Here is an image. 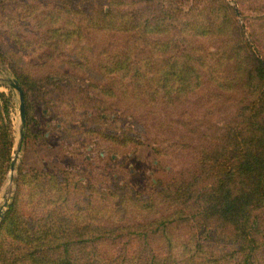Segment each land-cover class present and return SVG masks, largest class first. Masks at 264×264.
Wrapping results in <instances>:
<instances>
[{"label": "rangeland", "instance_id": "1", "mask_svg": "<svg viewBox=\"0 0 264 264\" xmlns=\"http://www.w3.org/2000/svg\"><path fill=\"white\" fill-rule=\"evenodd\" d=\"M111 1L0 0V207L7 203L0 225L14 203L21 228L15 237L6 234L5 243L29 241L26 228L42 238L52 227L90 231L77 241L88 240L80 243L114 264H264V220L251 233L258 242L245 250L242 230L219 220L200 226L204 218L195 211L197 193L214 181L199 175L203 145L208 141L212 153L220 128L228 132L250 113L254 90L241 91L240 82L224 90L211 70L198 67L185 71L182 84L171 80L178 99L166 98L162 81L151 105L150 94L133 87V64L157 61L172 77L162 60L178 52L135 44L124 24L134 10L144 7L151 19L156 11L181 24L149 39H199L210 50L230 39L249 71L264 58V0ZM110 9L117 16L104 14ZM18 74L26 125L12 170L22 120L19 93L8 79ZM176 188L179 203L172 199ZM132 224L129 235L97 238L100 228ZM55 241L46 233L33 242Z\"/></svg>", "mask_w": 264, "mask_h": 264}, {"label": "trees", "instance_id": "2", "mask_svg": "<svg viewBox=\"0 0 264 264\" xmlns=\"http://www.w3.org/2000/svg\"><path fill=\"white\" fill-rule=\"evenodd\" d=\"M142 1L147 0H138V2ZM114 2L118 3V0ZM116 12V10L110 9L104 14L117 16ZM165 12L170 16L169 10H165ZM127 16L129 19H125L124 24L127 26L130 24L135 32L136 36H133L135 37L133 40L135 44L136 42H141L144 45L151 44L156 48V52H167L172 46L179 53L174 52L162 60L163 68L168 67L172 77L159 69L160 63L157 61L133 64L131 68L133 87L140 89L143 95L149 93L150 99L147 100L151 105L156 104L159 100L162 81L166 82L164 87L166 98L171 101L178 99L180 96L176 93L171 80L179 77L182 84V81L186 79L184 73L188 69L199 72V68L211 70L218 86L227 91H231L232 86L234 87L239 82L241 91L254 90L256 95L251 99L250 113L243 115L238 124L232 126L228 132L225 128H220L221 130L215 137L216 149L212 153L206 151L208 141H206L207 145H203L204 152L200 158V162L203 163L201 166L203 170L199 175L207 177L209 175V178L214 181L212 184L207 181L211 186L207 188L206 183L205 190L197 193L195 207V211L204 218L202 222H198L200 226L205 223L209 225L219 220L222 225L227 224L236 230H242L241 232L244 233L242 238L245 242L242 249L252 248L251 245L257 239L251 233L256 230V227L258 229L261 221L264 220V58L258 56L255 67L246 71L242 68V61L239 63L236 54L233 52L236 46L231 43L230 39L224 40V43L217 48L215 47L214 50L200 45L199 39L189 41L187 38L177 37L175 39L174 37L166 41L156 37L151 40L147 37L148 33H155L160 36L169 32L172 26L175 28V25L181 23L169 22L167 18L161 17L162 14H156V11L152 19L151 16L148 18L144 7L131 12V17L128 14ZM193 26H196V23ZM177 68L179 70H176ZM245 74L249 77L243 82ZM197 76V82L201 84L202 76ZM17 77L22 85L21 75L18 74ZM252 78L255 81H252ZM1 96L3 95L0 93V98ZM219 97L220 94L216 95L215 98ZM135 101L143 104V99H135ZM201 127L202 125H199L196 131H203L204 129L200 130ZM172 194L174 202H181L182 193L177 188ZM184 201L186 200L184 199ZM185 208L181 210L182 213ZM254 209H256L255 214H253ZM16 218V207L13 203L9 205L0 225V264H114L110 260L100 259L97 255V247L80 243H85L88 240L77 241L76 238L79 236L80 238L93 236L89 235L90 231L87 233L79 231L78 235H75L69 230L48 227L43 229L44 236L42 238L39 236L35 238L32 229L26 228L29 232V241L24 239L22 243H19L15 240L7 244L5 239L8 235L16 236L15 228L18 225ZM166 223L167 219H163L162 224L166 225ZM133 227L136 226L132 224L127 227H114L113 229L100 228L97 238H104L106 235L115 232L129 235L135 232ZM17 229L21 230L19 226ZM164 229L166 231V227ZM142 231V234L147 235L149 229L143 228ZM46 233H51L57 242L55 241L54 244L33 242L34 240L46 239ZM6 234L8 235L6 236ZM7 245H9L8 248ZM246 255V259L251 257V253Z\"/></svg>", "mask_w": 264, "mask_h": 264}, {"label": "water", "instance_id": "3", "mask_svg": "<svg viewBox=\"0 0 264 264\" xmlns=\"http://www.w3.org/2000/svg\"><path fill=\"white\" fill-rule=\"evenodd\" d=\"M8 81H9L10 85L12 87H14L19 93L21 120H22V127L20 129V139H19V143H18V146H17L16 157L14 158V160L12 162V166H11V169L14 170L15 162H16V159H17V155H18L19 151L21 150V147H22V144H23V140H24V136H25L26 103H25V92H24V89H23L21 83L19 82V80L17 78H10V79H8ZM6 205H7V203H5L2 207H0V217L4 214L3 208Z\"/></svg>", "mask_w": 264, "mask_h": 264}]
</instances>
